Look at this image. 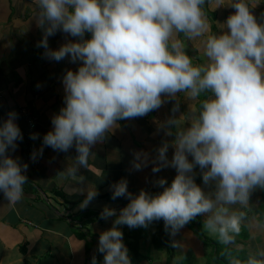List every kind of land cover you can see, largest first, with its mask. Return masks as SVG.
<instances>
[{"label":"clouds","instance_id":"obj_1","mask_svg":"<svg viewBox=\"0 0 264 264\" xmlns=\"http://www.w3.org/2000/svg\"><path fill=\"white\" fill-rule=\"evenodd\" d=\"M258 2L214 0V10L227 6L235 11L217 22L221 32L207 35L209 62L194 64L177 34L195 39L210 32L202 8L206 0H35L36 23L44 31L38 46H43L44 55L83 63L63 75L65 103L52 116L53 128L44 134L41 148L32 152L33 161L43 154L44 146L59 151L75 146L76 163L67 171L76 175L80 166H87L93 146L119 120L146 115L166 98L176 99L179 92L194 99L212 93L201 101L191 123L175 132L172 158L167 155V141L152 158L159 161L154 172L169 165L177 169L170 185L161 177L157 183L165 185L163 191L139 194L128 190L127 179L111 186L113 199L126 195L129 202L119 214L108 205L100 212L101 218L115 217L113 226L99 235L103 264H133L118 227L122 224L147 227L163 218L165 228L175 235L198 214L211 213L206 228L218 232L223 243H231L240 233L242 213L229 214L218 204H246L252 189L264 187V22L252 11ZM57 31L80 39L52 48L49 36ZM86 33H91L90 38H85ZM178 107L179 103L174 110ZM17 117L10 110L0 122V191L8 201L19 200L28 181L29 164L10 154L24 138ZM175 124L170 117L159 128L172 135L169 126ZM31 136L36 139L39 133ZM149 162L148 152L135 151V169ZM196 165L205 185L216 181L215 198L196 182ZM83 179L80 192L86 194L80 208L98 195L97 188ZM258 255L264 257V250ZM91 264H98L95 254ZM233 264H264V259L250 255Z\"/></svg>","mask_w":264,"mask_h":264},{"label":"crops","instance_id":"obj_2","mask_svg":"<svg viewBox=\"0 0 264 264\" xmlns=\"http://www.w3.org/2000/svg\"><path fill=\"white\" fill-rule=\"evenodd\" d=\"M202 8L210 32L195 39L177 34L194 64L209 62L205 54L207 35L221 32L217 22H223L235 11L227 6L214 10V0H206ZM37 11L35 0H0V122L10 110L18 113L17 123L24 138L17 141L18 147L10 154L29 164L28 181L19 200L8 201L0 191V264H91L94 254L98 264H103L104 254L98 251L99 235L113 226L115 217L104 219L100 212L108 205L119 214L129 202L126 195L113 199L111 186L127 179L128 190L139 194L141 190L163 191L165 185L157 183L161 177H166L170 185L177 169L169 165L154 172L153 166L159 161L152 158L158 155L157 149L165 141L169 143L167 155L172 158L175 132L187 127L198 114L200 97L194 99L186 92H179L176 99L166 98L163 105L146 115L119 120L117 126L106 132L105 139L93 146L87 166H80L76 175L67 171L76 163L75 146L67 151L44 146L43 154L33 161L32 152L41 148L44 134L53 128L52 116L65 103L63 75L69 68L75 70L83 63L72 62L70 57L58 61L44 55L43 46H38L44 31L36 23ZM252 11L264 22V0H259ZM90 36L91 33L85 34V38ZM77 39L80 38L57 31L49 36V46L58 48L68 40ZM177 103L179 107L174 110ZM25 108L37 118L35 127H31ZM170 117L175 118L176 124L169 126L173 134L166 135L159 125ZM33 132L39 133L38 138H32ZM139 150L149 153L150 162L135 169L132 161ZM81 177L84 184L98 190L86 208L79 207L86 194L80 192ZM195 179L215 198L216 181L205 185L199 165L195 167ZM220 206L227 207L229 214L242 213L241 231L228 244L220 240L218 232L206 228L205 221L211 213L198 214L175 235L166 229L157 238L159 221L164 222L163 218L151 221L147 227L119 225L133 264H186L184 258L191 261L193 256L200 264H233L235 259L246 261L250 255L264 259L258 255L264 250V187L252 189L246 204L221 202ZM74 209L98 214L79 228L71 218ZM174 240L178 245L173 244Z\"/></svg>","mask_w":264,"mask_h":264},{"label":"trees","instance_id":"obj_3","mask_svg":"<svg viewBox=\"0 0 264 264\" xmlns=\"http://www.w3.org/2000/svg\"><path fill=\"white\" fill-rule=\"evenodd\" d=\"M209 94H210V91H208V92H204V93L201 94V96H200V101H199V104H198L199 108H200V106H201V101H202L204 98L208 97ZM97 214H98V213H95L93 210L82 211V210H80V209H79V210H78V209H77V210L74 209L71 218H72V221H76V220H78V221H80L81 223H84V222L88 223V222H90V220L93 219L94 216H96ZM159 223H160V231L155 235L156 238H157V236H163L164 231L166 230L165 225H164V222H163V221H159ZM81 228H83V225H82ZM172 256H173V255H171V256H170V259H169V260H170V263H171Z\"/></svg>","mask_w":264,"mask_h":264},{"label":"built area","instance_id":"obj_4","mask_svg":"<svg viewBox=\"0 0 264 264\" xmlns=\"http://www.w3.org/2000/svg\"><path fill=\"white\" fill-rule=\"evenodd\" d=\"M24 112L27 114V116L29 118H31V127H35L37 124V118L33 117L32 113L30 112V110L28 108H25ZM67 215H69V213H67ZM76 222V221H75ZM77 227L81 228L82 227V223L80 221L76 222Z\"/></svg>","mask_w":264,"mask_h":264},{"label":"rangeland","instance_id":"obj_5","mask_svg":"<svg viewBox=\"0 0 264 264\" xmlns=\"http://www.w3.org/2000/svg\"><path fill=\"white\" fill-rule=\"evenodd\" d=\"M189 261H190V258H187V257L184 258V262H185L186 264H190ZM191 261H195L196 264H200V263L198 262V260L196 259V257H194V256H193V259H192ZM191 261H190V262H191ZM182 264H183V262H182ZM202 264H203V263H202Z\"/></svg>","mask_w":264,"mask_h":264}]
</instances>
